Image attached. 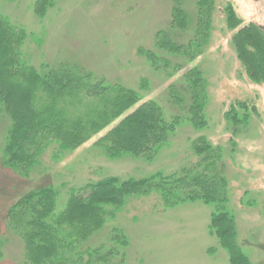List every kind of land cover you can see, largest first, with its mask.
I'll use <instances>...</instances> for the list:
<instances>
[{
    "label": "rangeland",
    "instance_id": "obj_1",
    "mask_svg": "<svg viewBox=\"0 0 264 264\" xmlns=\"http://www.w3.org/2000/svg\"><path fill=\"white\" fill-rule=\"evenodd\" d=\"M41 15L37 0H0V14L25 28L22 46L25 59L76 63L81 69L103 76L107 82L137 87L148 80L142 99L91 139L54 158V144L45 148L27 175L3 166L1 158L9 119L0 112V264H27L18 236L5 231L8 207L22 194L43 184L58 190L56 211L64 205L70 188L106 176L172 174L197 160L193 140L203 136L221 149L227 179V208L236 222L237 242L250 264H264V82L247 76L231 42L242 26L255 23L264 28V0H215L210 36L204 51L171 76L154 72L139 54L151 48L154 33L170 20L171 0H47ZM38 4V3H37ZM186 6L192 10L193 0ZM229 8V9H228ZM240 23L227 26V12ZM198 67L205 82L206 126L194 128L183 120L152 160L123 155L110 157L95 143L138 105L153 99L171 109L166 99L169 86L181 89L185 72ZM244 102L255 107L246 125L236 134L225 113ZM213 205L201 200L169 204L158 192L129 198L93 241L106 240L111 227L127 236L124 264H230L226 250L209 228Z\"/></svg>",
    "mask_w": 264,
    "mask_h": 264
},
{
    "label": "trees",
    "instance_id": "obj_2",
    "mask_svg": "<svg viewBox=\"0 0 264 264\" xmlns=\"http://www.w3.org/2000/svg\"><path fill=\"white\" fill-rule=\"evenodd\" d=\"M214 1L193 0L189 10L188 0H171L170 20L154 33L151 48H139L154 72L171 76L204 51ZM45 2L48 4L47 0L35 4L39 15L48 6ZM233 15L232 10L227 12L229 27L240 23ZM27 37L24 27L0 14V112L9 119L1 163L21 175L28 174L50 145H55L52 156L60 158L91 139L139 102L149 88L146 77L133 88L107 82L68 61L33 65L22 53ZM231 42L247 76L264 82V28L255 23L244 25ZM180 86L182 90L168 88L169 116L164 106L148 99L95 144L110 157L131 155L149 161L181 121L204 128L206 93L200 68L188 69ZM236 104L239 112L231 107L225 113L233 134L256 114L255 107ZM193 151L197 156L194 164L172 174L157 172L125 179L111 175L70 188L60 211L55 210L58 190L54 186L32 188L8 207L4 229L23 242L27 264H124L127 236L122 229L111 227L106 240L93 238L129 198L154 191L169 204L183 200L212 204L209 228L226 250L230 264H250L239 247L235 218L227 208L221 149L198 136Z\"/></svg>",
    "mask_w": 264,
    "mask_h": 264
}]
</instances>
